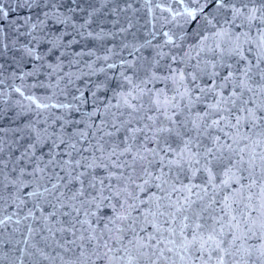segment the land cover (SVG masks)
Listing matches in <instances>:
<instances>
[{"label": "snow or ice", "instance_id": "obj_1", "mask_svg": "<svg viewBox=\"0 0 264 264\" xmlns=\"http://www.w3.org/2000/svg\"><path fill=\"white\" fill-rule=\"evenodd\" d=\"M0 264H264V0H0Z\"/></svg>", "mask_w": 264, "mask_h": 264}]
</instances>
